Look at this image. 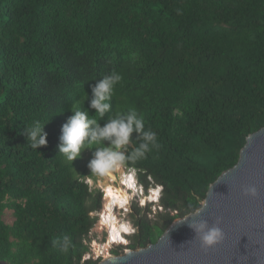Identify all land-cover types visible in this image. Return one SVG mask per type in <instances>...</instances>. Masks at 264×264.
Returning a JSON list of instances; mask_svg holds the SVG:
<instances>
[{
	"label": "trees",
	"instance_id": "1",
	"mask_svg": "<svg viewBox=\"0 0 264 264\" xmlns=\"http://www.w3.org/2000/svg\"><path fill=\"white\" fill-rule=\"evenodd\" d=\"M113 71L123 79L111 112L89 116L103 125L135 109L159 144L129 163L146 186L149 175L163 185L165 208L154 221L136 219L135 248L200 207L247 136L264 126V0H0L1 259L97 263L83 257L101 195L89 190L80 163L95 148L69 162L58 153L60 133L37 150L23 130L37 120L46 127L75 91L87 108L93 83L71 89L72 81ZM65 237L67 251L54 243Z\"/></svg>",
	"mask_w": 264,
	"mask_h": 264
},
{
	"label": "clouds",
	"instance_id": "2",
	"mask_svg": "<svg viewBox=\"0 0 264 264\" xmlns=\"http://www.w3.org/2000/svg\"><path fill=\"white\" fill-rule=\"evenodd\" d=\"M106 64L113 66L111 61H106ZM122 79V75L116 71L105 74L100 78L96 76L90 78V75L82 72L79 78H75L72 81L71 89L79 87L84 83H93L90 105L84 108V102H80L81 96H84V94L75 91L73 92L72 98L66 99L57 106L59 112L51 115L46 127H44L45 123L37 120L31 125L26 126L23 130V134L26 137L27 143H29L33 149L38 150L41 146L48 143L47 135L53 136L60 133L58 153L62 154L65 160L69 162H73L79 158L85 149L95 148L93 154L90 150L84 152H88V157H85L83 154V157L86 159V164L83 165L85 169L88 168L90 170L89 174L87 171L83 174V180L88 183L90 191L98 190L101 195L100 208L92 212L101 213L104 209V197L106 196L107 190L100 182L109 179L106 178V176L115 172L116 179L112 181L114 184H120L122 175L127 176V181L132 183V185L129 186L128 183L122 180V186L129 192L130 200L121 209L119 206H114V214H118L120 220L121 218L126 220L127 218L123 216V212L125 211L129 213L131 211L136 212L137 208L148 207L149 205H158L161 212H163L165 208L160 201L163 194V185L156 183L151 175H149L148 178L151 183L146 186L140 177V169L129 165V163L134 164L142 158H145L146 154L152 148L159 147L156 132L145 130L144 121L135 109H129L123 114L117 113L114 117L108 118L107 122L103 125L100 124V121L98 122L96 119L91 118L88 114V109L91 111L95 110V113L103 118L106 113L111 112L112 104L110 101L112 100L115 87ZM134 132L137 134L135 138L133 137ZM134 140L139 141L138 145L135 147L133 146ZM105 141L108 143L105 144ZM120 169L123 170V173H120ZM92 176H95L96 179ZM155 188H160L159 198L158 200L151 201L149 197L151 191L155 190ZM253 192H255L254 189ZM144 198H148L147 203L144 202ZM141 202H143V204H141ZM104 212L106 214L103 220H108L110 218L109 211ZM175 212H177V210L173 213ZM196 215H198V213L190 214V216ZM92 216L96 217V221L92 228H99L98 224L101 219L99 218V214H94ZM137 216L141 217L144 215L138 213ZM188 219L189 217H186L180 223L188 221ZM135 221L136 220L131 222L139 230ZM188 226L194 231L195 235L200 237L205 246H211L223 238L222 230L218 226L209 227L207 220L192 219ZM137 233L138 231H136L135 234ZM95 234L91 237L89 232L90 241L85 240L86 243L91 245L92 241L96 239L100 242ZM101 236L102 235H100V239ZM103 239L104 240H101L100 243H104L106 238L104 237ZM54 243L59 244L63 251H67L70 246V241L67 237L62 241H54ZM89 253L91 254L92 252L89 251L84 257ZM101 258L97 260L99 261Z\"/></svg>",
	"mask_w": 264,
	"mask_h": 264
},
{
	"label": "water",
	"instance_id": "3",
	"mask_svg": "<svg viewBox=\"0 0 264 264\" xmlns=\"http://www.w3.org/2000/svg\"><path fill=\"white\" fill-rule=\"evenodd\" d=\"M192 219L218 226L223 238L205 246L188 226ZM95 264H264V126L247 136L238 161L211 183L200 207L174 219L156 241Z\"/></svg>",
	"mask_w": 264,
	"mask_h": 264
},
{
	"label": "bare ground",
	"instance_id": "4",
	"mask_svg": "<svg viewBox=\"0 0 264 264\" xmlns=\"http://www.w3.org/2000/svg\"><path fill=\"white\" fill-rule=\"evenodd\" d=\"M120 173H123V170H119ZM105 181H101L100 183L105 187L107 190L106 196L104 197V204H103V211H109V219L101 220L99 222L100 228L101 226H105L106 228H110L112 231L109 236H107L106 241H104V244H100L97 241H95V250L99 253L104 250V254L107 256L110 252L109 248L112 247V245H115L116 242H121V232L122 230L131 231L130 224H127L126 221L120 220L118 214H114V206H119L121 209L124 205L127 204V202L130 200V194L127 191L126 188L122 186V180H124L126 183H128L129 186L132 185L131 182L127 181L128 177L122 175V180L120 179V184L116 185L112 181L116 179V174L111 173L108 176H106ZM131 178V177H130ZM159 191L160 188H155V190L151 191L150 199L151 201L158 200L159 198ZM144 202H148V198H144ZM118 208V207H117ZM122 221V222H121ZM126 241V240H123ZM107 253V254H106Z\"/></svg>",
	"mask_w": 264,
	"mask_h": 264
},
{
	"label": "rangeland",
	"instance_id": "5",
	"mask_svg": "<svg viewBox=\"0 0 264 264\" xmlns=\"http://www.w3.org/2000/svg\"><path fill=\"white\" fill-rule=\"evenodd\" d=\"M84 156L85 157H88V152H86V153H84ZM80 163H82V164H86V159L82 156L81 158H80ZM87 164H88V162H87ZM85 171H87L88 172V174L90 173V170L87 168ZM94 179H96V177L95 176H92ZM101 178H103V177H101ZM157 206V207H156ZM140 209V211L139 212H128V211H125V212H123L124 214H123V216L124 217H126L127 219H130L132 222H134V220H136L137 218H139V216H137L138 215V213L139 214H141V215H146L150 220H152V221H154L155 219H157L158 217H159V214L161 213V211H160V208H159V206L158 205H149L148 207H142V208H139ZM4 219L7 221V222H9V223H12L13 221H14V215H13V211L12 210H10V209H7L6 210V212H5V215H4ZM98 226H99V224H98ZM137 231H138V229H137ZM93 233H97V234H95V236L99 239V241L101 242V239H100V235H102L103 236V231H102V229L100 228V226H99V228L98 227H95V228H93ZM106 233H104V235H105ZM132 238H133V236H131ZM131 238V239H132ZM159 238V237H158ZM157 238V239H158ZM106 241V240H105ZM98 242V241H97ZM100 242H98V243H100ZM94 243H95V241L93 240L92 241V244L90 245L91 246V250H90V252H92L91 254H92V256L93 257H95V256H97V254H100V253H102L103 252V254H104V250L103 251H101V252H97L96 250H95V245H94ZM100 244H103V243H100ZM128 246H125V245H123V244H115V245H112V247H110L109 249H110V251L109 252H114L115 251V249H117V248H121L122 249V251H124L126 248H127ZM112 250V251H111ZM107 254V253H106ZM92 257V258H93ZM83 259H84V257H83Z\"/></svg>",
	"mask_w": 264,
	"mask_h": 264
},
{
	"label": "built area",
	"instance_id": "6",
	"mask_svg": "<svg viewBox=\"0 0 264 264\" xmlns=\"http://www.w3.org/2000/svg\"><path fill=\"white\" fill-rule=\"evenodd\" d=\"M141 204H143V202H141ZM131 205H132V203H131ZM130 205V206H131ZM92 215H94V214H99V218H101L99 221H101V220H103L104 219V216H105V212L103 211V212H101V213H99V212H96V213H91ZM121 220H124V221H126V223L127 224H130V228H131V231H127V230H122V232H121V238H122V240H121V242H116L115 244H123V245H125V246H128L129 245V243L131 242V236H133L135 233H136V231H137V228L134 226V224L131 222V220H128V219H123V218H121ZM122 222V221H121ZM102 228V231L104 232V233H106L105 235L103 234V236H101V240H104L103 238L105 237V238H107V236H109V234L112 232L111 230H110V228H106L105 226L103 227V226H101ZM94 234L95 233H93V228L91 229V231H90V236L91 237H93L94 236ZM123 240H126V241H123ZM104 244V243H103ZM91 257H93L92 256V254H87L84 258L85 259H88V258H91ZM101 257H104V254H103V252L102 253H100V254H97V256H95V257H93L94 259H99V258H101Z\"/></svg>",
	"mask_w": 264,
	"mask_h": 264
}]
</instances>
